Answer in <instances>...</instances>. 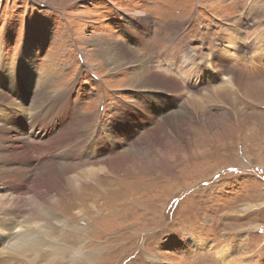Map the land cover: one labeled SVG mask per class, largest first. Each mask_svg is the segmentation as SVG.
Returning <instances> with one entry per match:
<instances>
[{
	"label": "rangeland",
	"instance_id": "obj_1",
	"mask_svg": "<svg viewBox=\"0 0 264 264\" xmlns=\"http://www.w3.org/2000/svg\"><path fill=\"white\" fill-rule=\"evenodd\" d=\"M219 1L0 0V201L54 207L49 232L65 240L64 264H264V123L255 132L248 123L214 155L206 141L222 123L232 130L238 111L264 119V89L231 81L233 107L216 91L254 64L264 81V0ZM230 22L244 34L235 53L244 59L220 68L214 45L227 48ZM182 110L188 117L174 119ZM189 137L204 154L177 158L173 140ZM35 207L19 204L14 218L28 225ZM3 252L0 241V261ZM39 258L22 260L46 263Z\"/></svg>",
	"mask_w": 264,
	"mask_h": 264
},
{
	"label": "bare ground",
	"instance_id": "obj_2",
	"mask_svg": "<svg viewBox=\"0 0 264 264\" xmlns=\"http://www.w3.org/2000/svg\"><path fill=\"white\" fill-rule=\"evenodd\" d=\"M219 0H214V3L212 4L216 6V4H219ZM251 3V2H250ZM255 7V6H254ZM258 8H260L258 6ZM252 10V8H251ZM256 10V9H255ZM259 10V9H258ZM249 12V11H248ZM183 23V22H182ZM237 25V26H236ZM240 25V24H239ZM225 27V26H224ZM238 23H228L226 25V27L224 28V32L227 33V38L225 39V41L227 40V48H224V47H221V45H217L215 44L214 45V50L216 51V61L218 62V64L220 65V68L223 67L224 64H231V62H233V60H235V62L237 61V64H241V63H238V61H242L241 59H244V58H237L235 53L236 51L238 52V47H239V41H243L244 40V34H242L240 31V27H238ZM252 30V29H251ZM260 30V29H259ZM223 31V30H222ZM254 31V30H253ZM148 33V32H147ZM223 33V32H222ZM221 33V34H222ZM245 33V32H244ZM223 36V35H222ZM226 36V35H224ZM257 38V37H256ZM255 38V39H256ZM262 39V43L264 44V29L262 28L260 30V32L258 33V39ZM218 41L221 40L222 41V37H218L217 39ZM223 43V42H222ZM260 42H258L259 44ZM185 45V44H184ZM183 45V47H185ZM240 49V48H239ZM185 50V48H183V51ZM235 50V52H234ZM187 51V50H186ZM262 54V53H261ZM189 57H187V61H191L190 57L192 56L190 53H189ZM241 55V54H240ZM184 56V55H183ZM239 57V56H238ZM245 57V56H244ZM186 58L183 59L182 62H185ZM152 60H150L151 62ZM186 61V62H187ZM254 61V60H253ZM252 60H249V61H246L245 59V62H251L252 64L254 63ZM154 62V60L152 61ZM180 62V61H179ZM215 62V61H214ZM215 62V63H217ZM234 62V64H235ZM156 63V62H154ZM158 64V63H157ZM186 64V63H185ZM183 63V65H185ZM236 64V65H237ZM246 64V63H245ZM156 65V64H155ZM180 65V64H179ZM178 65V66H179ZM182 65V64H181ZM182 65V66H183ZM190 65V64H189ZM242 65V64H241ZM240 65V67H241ZM244 65V64H243ZM255 65V64H254ZM252 66V67H249L251 68L250 69V72L251 71H256L257 70V66ZM26 66L28 67V70L30 72V75L32 76H35V72L33 74V72H31V67L26 63ZM186 66V65H185ZM230 66H233L230 65ZM249 66V65H248ZM247 66V67H248ZM155 67V66H154ZM158 67V66H157ZM156 67V68H157ZM160 67V66H159ZM192 67V66H190ZM218 66H216L217 68ZM245 67V65H244ZM242 67V68H244ZM245 67V68H247ZM151 68H153V66L151 65V63H146L143 65L142 67V70L143 72H149L148 70H150ZM180 68V66H179ZM184 68V67H183ZM215 68V66H214ZM219 68V67H218ZM226 68V67H225ZM228 68V67H227ZM239 67L236 66V70L238 71ZM162 69V68H161ZM188 69V67H187ZM235 69V67H234ZM163 70V69H162ZM213 70V69H212ZM216 70V69H214ZM221 70V69H220ZM226 70V69H225ZM224 70V71H225ZM235 70V71H236ZM248 71V69H247ZM163 72V71H162ZM246 73V69L242 70L240 69L237 73H238V76L234 77L233 79L231 77H228V76H225L223 77L224 81L222 82V85L220 86V89L221 90H216L218 92V95L219 97L223 98L227 103H229L232 107L236 105V100L233 99V95H234V91L232 90V83L231 81L234 80V83H236V86L239 88V90L243 91V89H250V91H261L263 90L264 88L262 87V82L264 83V81H258L256 82L258 79L256 78L258 75L254 76L255 72L253 73ZM178 73V72H177ZM158 75H159V72H158ZM157 75V77H158ZM234 75V74H233ZM237 75V74H236ZM47 76V74H46ZM162 76V75H161ZM159 76V77H161ZM167 76V75H166ZM171 76V75H170ZM235 76V75H234ZM148 77L149 79L154 83L155 81H158V79L156 78V76L154 75H151V74H148ZM48 78V77H47ZM164 78H166L164 76ZM163 78V79H164ZM171 78V77H169ZM260 78V77H259ZM147 78L145 77L144 78V81L146 80ZM157 79V80H156ZM172 79V78H171ZM232 79V80H231ZM169 79H165V81H167ZM176 80V79H175ZM175 80L173 82H175ZM262 80V79H261ZM172 81V80H170ZM178 81V79H177ZM182 81V80H181ZM157 83V82H156ZM160 83V82H159ZM159 83H157L158 85H160ZM171 83V82H169ZM140 84H144V83H140ZM163 84V83H162ZM178 84V82H177ZM180 84L182 83H179L178 86H176L175 89H177V87H182L180 86ZM165 85V84H164ZM192 85V84H191ZM218 85V84H217ZM41 86L43 87H46V82H44V84H41ZM166 86V85H165ZM171 86H174V85H171ZM184 86V85H183ZM264 86V85H263ZM185 87V86H184ZM219 87V86H218ZM222 87V88H221ZM174 89V87H173ZM169 90V89H168ZM181 91V89H179ZM203 90V89H202ZM172 91V90H171ZM189 92V91H188ZM180 93V92H179ZM249 93H253V92H249ZM177 94V93H176ZM256 94V92L254 93ZM261 94V93H260ZM188 95V94H186ZM190 95V94H189ZM195 95V94H194ZM259 95V94H258ZM235 96V95H234ZM247 96V95H246ZM254 96V95H253ZM252 95H250V98H255L253 97ZM238 97V96H237ZM48 98V94H46L45 92H41V93H38L36 96H35V100L34 102L40 104L42 102H45V100ZM246 98V97H245ZM259 98H262V95L259 96ZM186 99V98H185ZM195 99V98H194ZM193 99V100H194ZM197 99V98H196ZM238 99V98H237ZM263 99V98H262ZM7 100V96L2 92L0 91V103L2 102H5ZM191 100V101H193ZM236 101V102H234ZM183 102V101H182ZM35 103V104H36ZM185 103V102H184ZM183 103V104H184ZM264 103V102H263ZM34 104V103H33ZM190 104V103H189ZM188 104V105H189ZM193 104V103H192ZM198 104V103H197ZM181 106V105H180ZM183 106V105H182ZM193 106V105H192ZM199 107V105H197ZM191 107V106H190ZM141 109H144V107L140 106V110ZM186 109V108H185ZM196 109H199V108H196ZM201 109V113L203 114L204 111H202L203 109ZM187 110V109H186ZM165 111V110H164ZM230 111V110H229ZM183 113H180L178 116L177 115H173L175 118L174 119H177V118H182V117H188V114L185 113L183 110H182ZM173 113V112H172ZM185 113V114H184ZM205 114V113H204ZM227 116H230L231 115V112H227L226 113ZM261 115L259 113H252V115L250 117H247L246 115H244L241 111H238V117L236 120H234V128L232 130H229L228 127H226L225 124L222 123V125L219 127L220 130H218L216 133L213 132V131H209L208 134L206 135V141L210 142L211 143V148L209 149L210 153H216L218 150L219 151H222V150H227L229 148V143L227 142V139H228V136H234L236 139H242L241 137V133H242V128H245V126L249 123L252 125V130L255 132L256 130H258V128H260L261 124L264 123V119H262L260 117ZM85 117V116H84ZM167 117V116H166ZM166 117H164L166 119ZM33 118V117H32ZM87 118V116L85 117ZM89 118V117H88ZM172 117H170L171 119ZM174 119H171V120H174ZM80 121V120H79ZM32 122V121H31ZM233 122V121H232ZM87 124V123H86ZM201 126H199V129L200 127H204L205 124H200ZM191 126H196V125H191ZM198 127V126H196ZM83 126H79V129L77 128V126L74 128L75 130H80L82 129ZM197 129L193 130V135L194 137H197V133L198 131H196ZM188 130L187 129H182L181 131V134L180 136H185L186 134H188ZM240 135V136H239ZM78 136V135H77ZM57 137V136H56ZM54 139V138H53ZM56 139V138H55ZM181 139V138H180ZM217 139H219L220 142H217ZM29 140V139H28ZM40 140V139H39ZM23 141H25L26 145H27V138L25 136V138H23ZM30 141V140H29ZM46 141V140H45ZM49 142V141H48ZM87 142V140H86ZM173 143H177L179 144L178 146V152L177 150L175 151V156H177L178 158V153L180 151H183L185 156L186 157H189L191 158L193 155H203L204 151L201 150V145H198V149L195 150L193 149V144H192V141L190 140V137L188 139L185 140V138L181 139L180 141H177L176 139L173 140ZM29 145V144H28ZM14 148V150L20 146V144L18 143H13L12 145ZM196 147V146H195ZM175 149V148H174ZM177 149V148H176ZM245 151H246V148H244ZM25 151L27 154L31 155L30 153V150L29 149H26L25 148ZM203 153V154H202ZM171 154V153H170ZM169 155V154H167ZM247 156V155H246ZM32 157V155H31ZM169 157V156H167ZM33 158V157H32ZM171 158V157H170ZM177 158L174 160V161H177ZM194 158V157H193ZM185 159V158H184ZM196 159V158H195ZM215 159V158H214ZM182 160V159H181ZM187 160V159H186ZM243 162V161H242ZM168 165H169V168H173V165L171 164L170 161L167 162ZM180 163V162H179ZM178 163V164H179ZM183 163V162H182ZM160 165V164H159ZM218 166V165H217ZM161 167V165L159 166ZM167 168V167H166ZM168 168V169H169ZM47 169H49V161L48 162H44V163H41L38 170L36 168V170L41 173L43 171H46ZM164 169V168H163ZM37 172V173H38ZM14 181L15 180H19L17 176H13L12 178ZM32 197V196H31ZM36 198V195H33V199ZM24 199V198H23ZM26 199V198H25ZM11 200V198H10ZM30 203V202H33V203H36L37 204V208H33L30 213V217H33V218H30L32 219V221H28L30 223H28V225H23L24 223H27L26 221L24 223H21L22 219L20 221L16 220L14 217L16 214H18L19 212V204L22 205V203ZM35 205V204H34ZM76 205V203H75ZM57 206V205H56ZM55 206V208H56ZM33 207V206H32ZM51 207V205H50ZM49 207V204H47L45 201H3L1 200L0 201V241L3 245V250H4V254H3V257L1 258V261H0V264H34V263H31L29 261H27L26 259H23L22 258L26 255V254H29V253H32L35 258L36 257H40L39 259L40 260H45L46 263L44 264H49L50 262L53 263V264H64L65 262V259H66V254L68 253L67 251V247H66V244L64 243L65 240H63V242H60V241H56V238H54L53 236L51 237V231L49 232V230H51L52 228L49 229V225H56L57 223H59V220H58V217L55 216V213L53 212V208L54 207ZM84 207V206H83ZM52 210L50 212V210ZM56 210V209H55ZM98 210V209H97ZM96 210V212H97ZM60 211V210H59ZM58 213V212H56ZM61 213V212H60ZM92 214V213H91ZM59 215V213H58ZM73 216V215H72ZM60 217V216H59ZM70 217V216H69ZM23 218V217H22ZM28 218V219H29ZM65 218V217H64ZM87 218V217H86ZM89 218V217H88ZM91 218V217H90ZM19 219V218H18ZM52 219H55L57 220L56 223L52 221ZM70 219V218H69ZM68 219V220H69ZM84 219V218H83ZM82 220V219H81ZM75 221V220H74ZM67 222V221H66ZM72 223V222H71ZM73 224V223H72ZM71 224V225H72ZM75 224V223H74ZM58 227V225H56ZM87 226V225H86ZM55 227V226H54ZM56 227V228H57ZM59 227H63V224L60 223L59 224ZM67 228V227H66ZM71 229H73V232H77V231H82V226L80 227V224L77 223L75 225H72L70 226ZM62 229V228H61ZM68 229V228H67ZM54 231V230H53ZM63 232V231H62ZM61 235V234H60ZM78 235V234H77ZM63 235H61V238H62ZM66 237V235H64ZM80 237V236H79ZM78 238V237H76ZM59 240V239H58ZM96 240V239H95ZM62 241V240H61ZM80 241H81V238H80ZM82 242V241H81ZM84 244V243H83ZM82 244H80L81 246ZM44 246L47 247V249H44ZM196 247V246H195ZM81 248V247H79ZM76 248L74 247L73 250H72V258H71V261L74 262L75 261V257H79L81 255L80 251L79 250H75ZM43 252V253H42ZM42 253V254H40ZM227 253H223V255H226ZM228 256V255H227ZM37 259V260H39ZM235 264H242V262L238 261L236 262ZM249 264V263H248Z\"/></svg>",
	"mask_w": 264,
	"mask_h": 264
}]
</instances>
